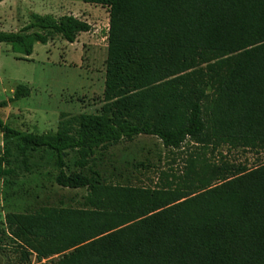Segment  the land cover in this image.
<instances>
[{
    "label": "trees",
    "instance_id": "16d2710c",
    "mask_svg": "<svg viewBox=\"0 0 264 264\" xmlns=\"http://www.w3.org/2000/svg\"><path fill=\"white\" fill-rule=\"evenodd\" d=\"M82 2L108 9L101 113L62 115L57 131L43 134L0 118V178L2 167L7 177L31 173L29 153L44 150L55 155L56 184L87 195L76 209L6 214L0 242L10 237L18 264L32 255L36 264H264V163L248 169L192 159L176 182L153 189L104 185L98 175L65 169L70 151L84 164L139 136L169 149L190 140L212 151H264V0ZM90 31L71 15L32 14L18 32L0 31V44L30 57L37 43L73 44ZM29 96L18 85L0 109Z\"/></svg>",
    "mask_w": 264,
    "mask_h": 264
},
{
    "label": "rangeland",
    "instance_id": "374dc122",
    "mask_svg": "<svg viewBox=\"0 0 264 264\" xmlns=\"http://www.w3.org/2000/svg\"><path fill=\"white\" fill-rule=\"evenodd\" d=\"M71 15L91 26L69 44L55 37L46 45L35 44L25 57L9 44H0V102L8 101L18 85L27 86L30 96L0 109V118L8 126L33 134L56 132L62 115H99L107 59L108 9L83 3L82 0H3L0 2V31L18 32L30 23L31 15ZM4 142L0 133V147ZM10 161L16 164V144L8 143ZM31 173L0 178V224L6 214L31 213L42 207L80 208L88 189H66L55 182V155L38 150L29 153ZM196 159L211 166L222 163L251 169L264 163V151L229 149L212 151L187 140L179 149L164 148L151 136L99 149L84 164L79 153L70 151L65 159L68 174L80 172L98 175L104 185L153 189L176 182L172 176H183L188 161ZM200 165V163H198ZM3 228L5 227L2 225ZM9 236L0 242V264H18L19 251ZM52 258L42 262L56 259ZM34 255L28 264H36Z\"/></svg>",
    "mask_w": 264,
    "mask_h": 264
},
{
    "label": "crops",
    "instance_id": "0c3cea01",
    "mask_svg": "<svg viewBox=\"0 0 264 264\" xmlns=\"http://www.w3.org/2000/svg\"><path fill=\"white\" fill-rule=\"evenodd\" d=\"M75 17V16H74Z\"/></svg>",
    "mask_w": 264,
    "mask_h": 264
}]
</instances>
